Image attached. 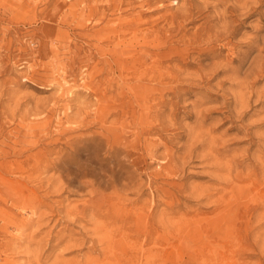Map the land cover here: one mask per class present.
<instances>
[{
  "label": "rangeland",
  "instance_id": "rangeland-1",
  "mask_svg": "<svg viewBox=\"0 0 264 264\" xmlns=\"http://www.w3.org/2000/svg\"><path fill=\"white\" fill-rule=\"evenodd\" d=\"M48 263L264 264V0H0V264Z\"/></svg>",
  "mask_w": 264,
  "mask_h": 264
},
{
  "label": "bare ground",
  "instance_id": "bare-ground-1",
  "mask_svg": "<svg viewBox=\"0 0 264 264\" xmlns=\"http://www.w3.org/2000/svg\"><path fill=\"white\" fill-rule=\"evenodd\" d=\"M246 1V0H245ZM259 3V2H258ZM203 6V5H202ZM247 6V5H246ZM188 8V7H187ZM257 8V7H256ZM184 9V8H183ZM186 9V8H185ZM244 9V8H243ZM184 11V10H183ZM182 11V12H183ZM251 11H253V10H251ZM181 12V13H182ZM183 14V13H182ZM186 14V13H185ZM218 15V14H217ZM219 16V15H218ZM219 18V17H218ZM219 20V19H218ZM187 23V22H186ZM171 26V25H170ZM169 26V27H170ZM168 27V28H169ZM218 29V28H217ZM196 30V29H195ZM219 30H221V29H219ZM217 31V30H216ZM219 32V31H218ZM166 37V36H165ZM212 37V36H211ZM216 37V36H215ZM186 38V37H185ZM184 39V38H183ZM190 39V38H189ZM213 40V39H212ZM211 40V41H212ZM165 41V40H164ZM206 41H207V39H206ZM208 42H210V41H208ZM229 43V42H228ZM247 43V42H246ZM199 44V43H198ZM141 45V44H140ZM146 45V44H145ZM151 45V44H150ZM234 46V45H233ZM232 46V47H233ZM195 48V47H194ZM212 48V47H211ZM202 51H203V49H202ZM202 51H200V52H202ZM205 52V51H204ZM183 53V52H182ZM198 53V52H197ZM207 53V52H206ZM241 53V52H240ZM239 54V53H238ZM198 55V54H197ZM199 56V55H198ZM186 63V62H185ZM176 69V68H175ZM197 77V76H196ZM184 78H185V76H184ZM193 79V78H192ZM233 79H235V78H233ZM201 80V79H200ZM192 81V80H191ZM243 81V80H242ZM245 81V80H244ZM202 83V82H201ZM199 84V83H198ZM213 84V83H212ZM181 85V84H180ZM210 87V86H209ZM211 88V87H210ZM239 91V90H238ZM260 91V90H259ZM256 92V91H255ZM241 96V95H240ZM239 96V97H240ZM241 98V97H240ZM254 98H255V96H254ZM246 99V98H245ZM245 99H244V101H245ZM237 100V99H236ZM239 100H241V99H239ZM248 100V99H247ZM242 101V100H241ZM249 101H250V99H249ZM240 102V101H239ZM242 106V105H241ZM244 106V105H243ZM203 110V109H202ZM237 111V110H236ZM243 112V111H242ZM200 113V112H199ZM200 115V114H199ZM198 120V119H197ZM206 131V130H205ZM207 132V131H206ZM196 135V134H195ZM198 135V134H197ZM197 135L195 136V137H197ZM210 143V142H209ZM208 152V151H207ZM214 158V157H213ZM183 159V158H182ZM259 159V158H258ZM148 174V173H147ZM229 174V173H228ZM124 182V181H123ZM128 185V184H127ZM133 187V186H132ZM155 190V189H154ZM260 194V193H259ZM116 196V195H115ZM153 199V198H152ZM146 200H148V199H146ZM149 201V200H148ZM154 205V204H153ZM145 206V205H144ZM138 208V207H137ZM146 208V207H145ZM149 208H150V206H149ZM136 209V208H135ZM92 210V209H91ZM130 211V210H129ZM68 212V211H67ZM93 212V211H92ZM164 212V211H163ZM235 213V212H234ZM228 214V213H227ZM66 215H68V214H66ZM65 215V216H66ZM92 215V214H91ZM231 218V217H230ZM92 219H93V216H92ZM196 219V218H195ZM224 219V218H223ZM235 219V218H234ZM94 220V219H93ZM166 220V219H165ZM95 221V220H94ZM116 221V220H115ZM224 221V220H223ZM194 222V221H193ZM95 223L97 224V225H99L98 223H99V221H98V223L95 221ZM102 224H104V223H102ZM162 224V223H161ZM165 224V223H164ZM195 226V225H194ZM95 227V226H94ZM96 228V227H95ZM115 228V227H114ZM106 229V228H105ZM92 230V229H91ZM94 230V229H93ZM110 230V229H109ZM99 231V230H98ZM106 231V230H105ZM93 232V231H92ZM94 234H95V232H94ZM99 235V234H98ZM103 235V234H102ZM101 235V236H102ZM95 236H96V234H95ZM100 236V237H101ZM235 236V235H234ZM94 237V236H93ZM98 237V236H97ZM104 237H105V235H104ZM235 238V237H234ZM96 239V238H95ZM102 241V240H101ZM108 241V240H107ZM98 242H99V240H98ZM38 244V243H37ZM74 244V243H73ZM102 244V243H101ZM101 244H99V245H101ZM67 245H69V244H67ZM66 245V246H67ZM109 245V244H108ZM81 246V245H80ZM256 246H257V244H256ZM27 248V247H26ZM66 248V247H65ZM79 248V247H78ZM62 249H63V247H62ZM106 249V248H105ZM36 251V250H35ZM66 251V250H65ZM68 251V250H67ZM106 251V250H105ZM37 252V251H36ZM61 253V252H60ZM263 253V252H262ZM35 254V253H34ZM38 254V253H37ZM40 255V254H39ZM109 255V254H108ZM111 255H112V253H111ZM35 256V255H34ZM38 256V255H37ZM29 258V257H28ZM55 258V257H54ZM157 258V257H156ZM35 259H37V257L35 258ZM64 260V259H63ZM47 261V260H46ZM87 261V260H86ZM164 261V260H163ZM52 262V261H51ZM58 262H59V260H58ZM87 263V262H86ZM48 264H51V263H48ZM55 264H57V263H55ZM145 264V263H144Z\"/></svg>",
  "mask_w": 264,
  "mask_h": 264
}]
</instances>
